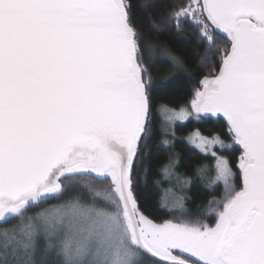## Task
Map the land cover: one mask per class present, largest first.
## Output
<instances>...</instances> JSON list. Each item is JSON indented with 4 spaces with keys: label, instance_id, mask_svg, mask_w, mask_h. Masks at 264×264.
Listing matches in <instances>:
<instances>
[{
    "label": "snow or ice",
    "instance_id": "1",
    "mask_svg": "<svg viewBox=\"0 0 264 264\" xmlns=\"http://www.w3.org/2000/svg\"><path fill=\"white\" fill-rule=\"evenodd\" d=\"M151 7L0 0V264H264V0H175L158 18ZM185 25L215 59L187 104L155 111L173 139L177 122H224L188 137L211 161L194 173L222 188L214 223L171 187L160 221L137 195L154 134L148 65L161 62L158 33ZM179 163L171 155L161 174L182 188L192 181ZM74 188L84 192L65 200ZM50 200L63 202L29 214Z\"/></svg>",
    "mask_w": 264,
    "mask_h": 264
},
{
    "label": "trees",
    "instance_id": "2",
    "mask_svg": "<svg viewBox=\"0 0 264 264\" xmlns=\"http://www.w3.org/2000/svg\"><path fill=\"white\" fill-rule=\"evenodd\" d=\"M139 2L140 0H133L134 5ZM147 2L152 5L149 12L158 18L167 11L168 6L174 3L175 0H147ZM134 11L143 19V13L139 7H135ZM158 41L161 45V50L157 55L161 62L155 64V66L151 63L148 65L153 74L155 87V91L152 94L154 134L149 142L147 156L140 165L141 168L147 169V172L146 174L139 173L138 175L137 195L142 209L151 218L157 221L171 218V213L161 206L162 194L164 189L171 187L174 191L178 186L175 185V182L164 179L161 174V167L171 155H175L180 161L176 168L177 174L186 175L192 181L187 195L186 193L184 195L185 207L189 213H199L207 222L214 223L213 217L206 214L209 201L213 199V195L203 178L194 173L196 165L205 162L211 165V161L204 160L199 151L188 143V137L197 128L205 134L209 132L223 133L226 128L224 122L222 120L217 122L216 120L196 121L191 119L183 124L176 123L174 128L175 138L173 139L172 130L165 129V121L159 117L155 110L161 103L169 104L172 107L187 104L191 99L193 86L199 84L200 79L205 74V70L210 66L207 63V58L215 59V57L212 53L205 51L203 42L198 39L196 30L190 25H185L184 30L179 32L175 29L170 31L161 30L158 33ZM217 43L218 45L223 44L224 41L218 39ZM167 51H171L172 54L179 57L183 62L182 65H174L168 59ZM214 51L216 50L214 49ZM164 139L173 140V145L166 147L163 144ZM226 154L229 155V159L233 163L239 157V152L235 150H227ZM76 192L83 193L84 190L74 188L64 199L70 198ZM178 193L183 192L178 191ZM60 202L62 200H50L40 206V208ZM35 209L37 208L30 210Z\"/></svg>",
    "mask_w": 264,
    "mask_h": 264
},
{
    "label": "rangeland",
    "instance_id": "3",
    "mask_svg": "<svg viewBox=\"0 0 264 264\" xmlns=\"http://www.w3.org/2000/svg\"><path fill=\"white\" fill-rule=\"evenodd\" d=\"M177 123H179V122H177ZM211 175H214V174H212V173H210L209 175H207V176H205V177H203V180H204V182L207 184V186H208V179H210L211 178ZM202 178V177H201ZM173 183H174V181H173ZM191 184V183H190ZM190 184L189 185H187V186H185V187H180V186H178L177 188H175V192H176V194H183V197H184V195H185V193H186V195H187V192H188V190H189V187H190ZM209 187V186H208ZM181 189V190H180ZM209 189H210V191H211V193H212V195H213V197L215 196L217 199L219 198V195H221L222 194V188H219V187H209ZM178 191H181V192H183V193H178ZM63 202V201H62ZM62 202H60V203H62ZM60 203H58V204H60ZM58 204H54V205H58ZM54 205H50V206H47V207H42V208H49V207H52V206H54ZM42 208H37V209H35V210H30L29 211V214L31 215V214H33V213H35V212H37V211H40ZM14 223V222H13ZM8 226H11V225H8Z\"/></svg>",
    "mask_w": 264,
    "mask_h": 264
}]
</instances>
